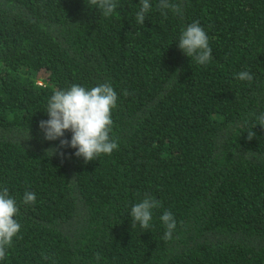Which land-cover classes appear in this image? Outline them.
<instances>
[{
	"label": "trees",
	"instance_id": "trees-1",
	"mask_svg": "<svg viewBox=\"0 0 264 264\" xmlns=\"http://www.w3.org/2000/svg\"><path fill=\"white\" fill-rule=\"evenodd\" d=\"M87 2L0 0V190L21 224L0 264H264V0H171L181 13L167 17L150 0L143 25L140 0L107 18ZM194 21L207 65L178 48ZM102 83L118 96V148L88 163L71 147L52 156L60 142L39 122L53 92ZM146 195L161 207L132 228Z\"/></svg>",
	"mask_w": 264,
	"mask_h": 264
},
{
	"label": "clouds",
	"instance_id": "clouds-1",
	"mask_svg": "<svg viewBox=\"0 0 264 264\" xmlns=\"http://www.w3.org/2000/svg\"><path fill=\"white\" fill-rule=\"evenodd\" d=\"M87 5L92 9H98L105 18L112 16L118 7L117 0H88ZM140 5L136 13V22L143 25L152 5L150 0H140ZM157 7L165 17L168 11L177 15L181 13L180 4L171 0H158ZM178 48L199 65H207L213 59L209 37L204 28L195 21L182 29ZM235 78L251 81L253 75L248 71H241ZM117 100V93L110 83H102L91 89L72 84L67 89L55 90L45 110L48 119L41 120L39 128L44 139L59 140L60 143L57 148H50L47 151H51L52 156L59 154L63 157L64 153L60 149L71 147L76 150L74 155L82 157L85 163L96 160L101 155H111L118 148L117 142L110 136L113 125L112 111L117 107ZM66 132L71 133L70 140L64 138ZM254 136L255 133L250 131L247 139L251 140ZM22 202L25 205H34L35 192L26 191ZM160 207L158 200L146 195L141 202L131 207L132 228L138 225L148 230L153 210ZM18 213L17 201L10 196L9 189L4 187L0 190V260L6 257L7 249L20 233L21 224L15 219ZM160 220L166 228L162 239L169 241L173 238L177 222L173 213L167 210L160 216ZM95 258L99 262L101 255L97 253Z\"/></svg>",
	"mask_w": 264,
	"mask_h": 264
}]
</instances>
